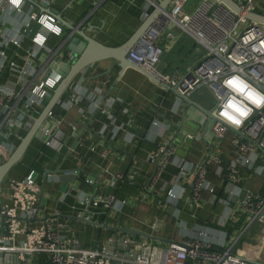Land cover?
Returning <instances> with one entry per match:
<instances>
[{
  "label": "crops",
  "instance_id": "0c3cea01",
  "mask_svg": "<svg viewBox=\"0 0 264 264\" xmlns=\"http://www.w3.org/2000/svg\"><path fill=\"white\" fill-rule=\"evenodd\" d=\"M160 1L167 2L166 11L170 9V0ZM196 1L187 0L185 8L190 9ZM144 3L145 0H24L22 10L24 13L28 5H32L37 13L52 14L57 18L62 26L61 35L47 34L45 44L48 48L58 49L65 57L67 52H72L66 50L71 38L79 40L72 49L80 45L81 37L77 34L80 31L108 47L122 44L145 18L152 15L154 5L149 2L144 9ZM263 5L264 0H256L254 12L263 13ZM160 17L164 18L161 13L153 18L152 28L161 22ZM19 18L22 16H14L9 8L0 17V31L15 35ZM153 37L163 49L155 66L160 75H183L202 57L200 44L171 23H166L165 29ZM29 49V41L24 39L17 47L8 46L5 53L14 63L21 64V57ZM43 52L48 55L46 49ZM7 81H12V77L5 69L0 75V83ZM75 89L76 101L71 104L68 99L75 95ZM198 90L208 92L209 96L196 93ZM187 98L205 110L213 105L212 96L203 87L193 90ZM59 100L53 111L78 120L82 125L80 135L62 133L55 146L44 145L33 137L21 158L3 177L0 201L9 202L7 183L32 168L42 191L34 222L57 211L58 221L69 223L81 245L92 247L109 236L121 234L109 231L105 225L134 227L166 242L193 236L198 228L204 229V239L212 245L235 239L236 251L264 261V253L254 256L252 252L256 244H264V226L258 223L244 226L247 216L237 208L236 197H229L225 192L226 181L217 173L220 166L212 159L215 154L223 161L232 156L231 132L227 131L221 139L210 138L209 132L200 131V125L183 119L184 104L170 91L151 82L139 70L130 66L120 70L117 65H111L110 60L84 67L73 77ZM41 106L29 109L27 115L35 117ZM66 125L68 122H64L65 129ZM24 132L19 130L18 138ZM18 138L7 135L0 137V141L14 148ZM165 141L173 152L158 180L151 183L154 164L149 155ZM200 154L208 156L204 179L212 187L215 198L211 201V194L201 190L198 204L189 202L191 179L184 175L176 181L180 188L173 189L174 196H168L161 187L169 186L167 183L176 174L179 164L185 163V172L191 170ZM55 169L58 171L50 173ZM131 170L135 171L132 185L110 179L112 173ZM239 172L240 187L264 192V172L249 174L243 169ZM85 178H91L92 183L87 184ZM88 193L125 200V204L120 210H104L99 205L85 207L79 203V198ZM81 209L90 222L75 218L74 214ZM211 229L220 230L223 235L211 233ZM2 264H15V259L10 257ZM29 264H45V260L34 259Z\"/></svg>",
  "mask_w": 264,
  "mask_h": 264
},
{
  "label": "built area",
  "instance_id": "2783aa9c",
  "mask_svg": "<svg viewBox=\"0 0 264 264\" xmlns=\"http://www.w3.org/2000/svg\"><path fill=\"white\" fill-rule=\"evenodd\" d=\"M186 1L170 0V9L161 10V14L166 23L187 33L204 48L201 59L188 72L169 77L156 73L155 66L163 49L154 42V35L150 33L142 35L128 57L143 70L159 76L167 86L176 87L183 96L188 97L198 87L209 91L213 99L209 108L213 118L209 122L210 135L221 139L227 131L231 132L232 156L223 161L218 154H213L212 159L220 166L217 173L226 181L227 195L236 197L237 208L246 214L244 226L252 223L264 226V193L239 186L241 169L249 174L264 172V24L248 22L217 0H197L190 9L185 8ZM237 2L246 11L254 12L256 0ZM23 3L24 0H0V17L9 8L14 16H22L16 23L15 35L0 31V75L8 69L12 77V81L0 83V137L3 138L7 135L18 138V131H25L30 126L32 116L27 115L29 109L44 104L61 78L59 66L69 64L73 58L70 52L63 57L58 49L46 47L47 34L61 35L62 26L57 18L52 14L37 13L32 5H28V10L23 13ZM262 9L264 12V5ZM24 39L29 41L30 49L21 57V64H16L6 55L5 49L19 46ZM45 49L48 55L43 52ZM180 79L182 82L179 84ZM229 80L244 86V91L241 92L236 85H228L226 82ZM74 93L68 99L71 104L76 101V89ZM256 99H261L260 106L256 105ZM230 102L234 108H228ZM236 108L247 111L248 115L241 117ZM224 112L241 123H233L223 115ZM61 117L53 109L46 114L45 125L40 127L37 135L44 145L58 144L62 133L57 125ZM201 118L206 119L204 115ZM231 128L238 129L241 136ZM12 148L0 141V163ZM172 152L165 141L149 155L156 161L155 172L149 179L151 183L158 180ZM207 160V155L200 154L195 166L187 172L184 171L187 168L185 163L179 164L176 174L167 183L169 186L161 188L173 197V189L180 188L176 181L184 175L191 179L189 202L198 204L201 190L210 193L212 201L215 194L204 179ZM134 177V170L110 175L112 181H123L129 185L134 183ZM84 181L92 183L91 178ZM7 185L9 202L0 201V253L5 256L2 262L12 257L17 264H29L30 260L39 258L45 260V264H264V261L236 251L235 239L212 245L204 239V229L178 241H165L164 245L119 234L87 247L72 234L69 223L58 221L57 211L34 222L40 190L34 169H27L20 178L10 180ZM79 203L85 207L99 205L104 210H120L125 200L88 193L80 196ZM81 210L74 214L75 218L82 217V221L88 222L84 210ZM21 213H28V216H19Z\"/></svg>",
  "mask_w": 264,
  "mask_h": 264
},
{
  "label": "water",
  "instance_id": "95a60500",
  "mask_svg": "<svg viewBox=\"0 0 264 264\" xmlns=\"http://www.w3.org/2000/svg\"><path fill=\"white\" fill-rule=\"evenodd\" d=\"M164 1H167V0H164ZM217 1L226 5L234 13L241 16L243 19L247 20L248 22L264 24V14L263 13L246 11L245 9L241 8L238 5L237 0H217ZM149 2L154 5L152 15L149 18H145V20L137 28V30L126 41H124L119 46L108 47V46L102 45L98 43L97 41H95L93 37L86 36L82 31H80V32H77V34L79 35V37H81V43L76 49H72L73 45L76 44L79 40L77 39V37L71 38V41L68 42L66 50L72 51L71 53H72L73 58L71 59V62L69 64H63L59 66V68H61V71H62L60 80L55 85V87L51 90L50 95L44 102V105L42 106L39 113L35 117H32V122L30 126L25 130L22 136H19L17 144L10 151L6 159H4V161L0 163V183L3 177L5 176V174L7 173V171L21 158L23 152L25 151L31 139L33 137H37L40 127H43L45 125L44 118L46 117V114L56 106L62 93L65 91V89L67 88V86L69 85L73 77L78 72H80L84 67L90 64L99 62V61L110 60L111 65H117V67L120 70L126 66H130L132 68L139 70L151 82L158 84L162 88L170 91L177 99L183 102L184 104L183 119L185 118L193 124L200 125V128H201L200 131L202 132L206 131V133L209 132L208 131L209 122L210 120L213 119L210 109H207V110L203 109L202 107H200L199 105L191 101L186 96H183L180 93H178V91L176 90V87L167 86L164 82H162L159 79V76L153 75L143 70L142 68L134 64V62L128 57L129 52H131V50L135 47V44L142 37L144 33H150L152 35H155L158 31H160L161 29H165L166 27V18L160 17L161 22L153 26V28H152L151 21L153 20L154 17L158 16L161 13V10L165 8L167 2L161 3L160 0H148V1L145 0V3L143 5L144 9L150 5ZM66 27L70 28V26L67 24H66ZM52 67L54 66L52 65ZM184 77H186V75ZM181 82H182V79H180L178 83L180 84ZM190 113L194 115H191ZM201 115H204L206 119L201 120V122H199ZM77 121L71 120L70 115L65 114L61 117V121L57 125V128L58 130L61 131V133L65 135H70L73 132L71 135H75V137L76 136L78 137L81 133V131L79 130H80V127H82V125H80L78 123L79 121L78 122ZM64 122H68V125H66V129L63 127ZM84 127H86V125ZM231 131H233L238 136H241L238 129L231 128ZM210 138H212V135H210ZM153 164L155 168V164H156L155 160H153ZM57 171L58 169H55V171H50V173H55ZM41 193L42 191L40 188L38 196H37L36 207L39 205V199H40ZM19 216H28V213H25V214L21 213L19 214ZM77 219L82 221V217L77 218ZM0 223H2V221H0ZM105 228L119 232L124 235L132 236V237H141V238H145L151 241L165 242L163 239H160L159 237L153 234L136 229L134 227L122 226V225H116V226L105 225ZM0 258L3 259L5 258V256L4 255L2 256V254L0 253ZM0 262H1V259H0ZM15 264H17L16 260H15Z\"/></svg>",
  "mask_w": 264,
  "mask_h": 264
},
{
  "label": "clouds",
  "instance_id": "9594fccd",
  "mask_svg": "<svg viewBox=\"0 0 264 264\" xmlns=\"http://www.w3.org/2000/svg\"><path fill=\"white\" fill-rule=\"evenodd\" d=\"M226 83H227L228 85H236V86L239 88V90H240L241 92L244 91V86H240V85H238V84L236 83L235 80H229V81H227ZM255 103H256L257 106H260V104H261V99H256V100H255ZM228 108H234V105L230 102V103L228 104ZM235 110H236L237 112H239V114H240L241 117H246V116L248 115V112H247V111H242V110L239 109V108H236ZM223 115H224L225 117H227V119L231 120V121H232L233 123H235V124H239V123H241L240 120H238V119H234V118H233L232 116H230L227 112H224Z\"/></svg>",
  "mask_w": 264,
  "mask_h": 264
},
{
  "label": "rangeland",
  "instance_id": "374dc122",
  "mask_svg": "<svg viewBox=\"0 0 264 264\" xmlns=\"http://www.w3.org/2000/svg\"><path fill=\"white\" fill-rule=\"evenodd\" d=\"M263 14H264V12H263ZM200 47L202 48V51L204 52V48L200 45ZM196 93H198V94H201V93H203L202 95H204V97H206L207 98V95H208V92H206V91H204V90H198ZM209 96V95H208ZM210 98V97H209ZM211 100H212V98H211ZM213 104V100H212V103H211V105ZM228 133V132H227ZM199 229L197 228L196 230H195V232L197 233V231H198ZM206 230V229H205ZM194 232V234H196ZM210 232L211 233H222V235H223V232L222 231H220V230H210ZM137 239L138 240H140V238L139 237H137ZM156 244H158V245H164V243L165 242H161V241H154ZM253 252V254H254V256H259L261 253H264V244L263 243H258V244H256L255 245V248H254V250L252 251Z\"/></svg>",
  "mask_w": 264,
  "mask_h": 264
},
{
  "label": "trees",
  "instance_id": "16d2710c",
  "mask_svg": "<svg viewBox=\"0 0 264 264\" xmlns=\"http://www.w3.org/2000/svg\"><path fill=\"white\" fill-rule=\"evenodd\" d=\"M23 134H24V133H23ZM23 134H22V135H23ZM261 193H264V192H261ZM109 231H111V230H109ZM135 238H137V237H135ZM236 249H237V248H236ZM236 249H235V250H236ZM39 259H42V258H39ZM39 259H38V260H39Z\"/></svg>",
  "mask_w": 264,
  "mask_h": 264
}]
</instances>
